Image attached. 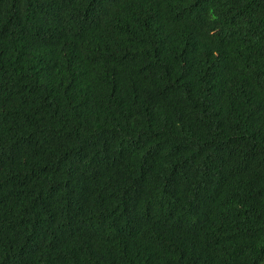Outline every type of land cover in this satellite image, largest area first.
I'll list each match as a JSON object with an SVG mask.
<instances>
[{
    "label": "trees",
    "instance_id": "obj_1",
    "mask_svg": "<svg viewBox=\"0 0 264 264\" xmlns=\"http://www.w3.org/2000/svg\"><path fill=\"white\" fill-rule=\"evenodd\" d=\"M0 264H264V0H0Z\"/></svg>",
    "mask_w": 264,
    "mask_h": 264
}]
</instances>
